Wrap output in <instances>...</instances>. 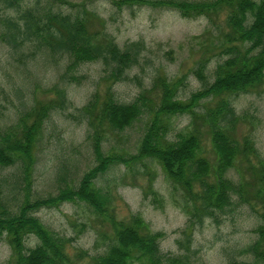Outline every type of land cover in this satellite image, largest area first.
<instances>
[{"label":"trees","instance_id":"16d2710c","mask_svg":"<svg viewBox=\"0 0 264 264\" xmlns=\"http://www.w3.org/2000/svg\"><path fill=\"white\" fill-rule=\"evenodd\" d=\"M1 1L17 4V0ZM113 1L118 6L136 2L172 7L182 16L203 14L209 20L225 11L227 28L221 31L216 47L226 56L216 63L212 80L203 70L206 59L198 61L195 74L201 85L183 98L178 95L182 79L165 75L154 76L150 86L128 102L117 101L110 91L104 98L93 93L80 108L88 124L94 163L69 182L58 173L57 189L52 194L31 197L35 148L50 110L66 105L65 86L54 83L48 88L54 97L30 105L0 131V167L16 166V182L23 190L14 208L7 207L0 198V232L5 233L11 247V257L0 264H193L188 251H162L159 244L164 231L151 230L140 214L115 217L111 191L96 183L112 164L123 162L129 166L143 157L157 161L165 176L182 188L191 223L214 216L216 210L231 205L233 198L259 209L260 220L253 228L255 238L245 247L252 259H230L227 264H264V157L249 135L241 139L235 135L240 115L230 98L264 84V0ZM51 2L46 0L40 5L41 0H35L21 9V20L9 14L1 16L6 39L15 46L28 41L42 51L62 54L63 80L76 79L73 71L87 61L100 59L113 79L122 78L137 63L141 42L119 45L104 27H93L94 19L99 18L93 9L82 6L73 13H63L53 9ZM143 113L147 120L135 153L102 148L105 130H121ZM184 114L188 115L184 127L168 136L173 118ZM205 138L211 143V158L205 152ZM231 167L237 168L236 180L228 174ZM64 200H81L91 212L110 222L112 237L102 252L91 255L81 247L70 251L71 237L50 228L35 214L43 206ZM30 234L37 241L26 246ZM86 256L89 259H84Z\"/></svg>","mask_w":264,"mask_h":264},{"label":"rangeland","instance_id":"374dc122","mask_svg":"<svg viewBox=\"0 0 264 264\" xmlns=\"http://www.w3.org/2000/svg\"><path fill=\"white\" fill-rule=\"evenodd\" d=\"M69 1L74 4L52 0L51 6L63 13H73L82 6L93 9L99 15L93 27H104L119 45L141 42L140 54L137 63L120 79L108 76L109 68L97 59L80 64L73 71L76 79L63 80L62 54L42 51L28 41L13 45L3 35L6 29L0 21V131L14 123L30 105L54 97V92L48 89L54 83L66 88V105L50 110L35 148L32 198L55 193L58 173L69 182L94 163L91 140L87 137L88 124L80 108L93 93L104 98L110 91L117 101L128 102L147 89L154 76L165 75L182 79L178 95L183 98L201 85L195 74L198 61L206 59L203 70L208 80H212L216 63L226 56L216 47L221 31L227 28L225 11L209 20L203 14L182 16L175 8L159 5L130 2L118 6L113 0ZM34 2L17 0L15 5H5L0 0V17L9 14L21 20V9ZM230 98L240 115L235 135L239 139L249 135L259 155L264 157V84L232 94ZM146 120L143 113L121 130H105L102 148L135 153ZM187 120L186 114L175 116L168 136L182 129ZM204 141L205 152L211 158L214 155L211 143L208 138ZM228 174L236 180L237 168L231 167ZM17 177L16 166L0 167V198L7 207L14 208L23 196ZM96 183L111 191V212L115 217L126 218L137 213L151 230L164 231L159 245L166 253L188 251L193 264L252 259L245 247L255 238L253 228L260 217L259 209L248 203L233 198L231 205L216 210L214 216H204L201 222L191 223L182 188L165 176L157 161L148 157L135 159L129 166L123 162L112 164L96 178ZM35 214L50 228L71 237L70 251L81 247L94 255L102 252L112 237L110 222L91 212L81 200L43 206ZM36 241L30 234L25 244L32 246ZM10 255V244L5 233L0 232V263L7 262Z\"/></svg>","mask_w":264,"mask_h":264}]
</instances>
